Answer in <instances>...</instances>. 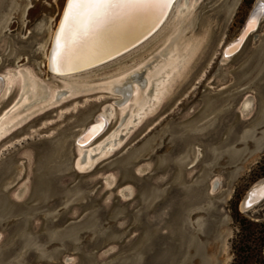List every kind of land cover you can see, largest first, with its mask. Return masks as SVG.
Returning a JSON list of instances; mask_svg holds the SVG:
<instances>
[{
    "label": "rangeland",
    "instance_id": "1",
    "mask_svg": "<svg viewBox=\"0 0 264 264\" xmlns=\"http://www.w3.org/2000/svg\"><path fill=\"white\" fill-rule=\"evenodd\" d=\"M255 1H199L185 37L199 44L183 76L88 172L74 170L75 138L115 94L65 95L0 139V264H264V201L240 209L264 178V13L222 60ZM65 3L0 0V75L26 68L59 88L47 56ZM158 36L85 80L146 56Z\"/></svg>",
    "mask_w": 264,
    "mask_h": 264
},
{
    "label": "bare ground",
    "instance_id": "2",
    "mask_svg": "<svg viewBox=\"0 0 264 264\" xmlns=\"http://www.w3.org/2000/svg\"><path fill=\"white\" fill-rule=\"evenodd\" d=\"M199 1L170 0L162 15L158 14V9L162 7L158 4L126 9L121 14L108 17L106 20L89 23L72 35L65 33L61 36L59 29L63 9L47 56V67L53 78L59 79V88H56L55 84L47 86L40 83L35 74L26 68L10 69L1 74L0 101L4 100L13 89H16V95L13 103L0 113V139L12 132L31 115L59 102L65 95H74L94 89L104 90L109 94H115L117 98L101 108L92 120L95 124L84 133L80 144L75 145L74 166L80 171L90 170L98 161L116 151L147 117L156 112L183 76L199 44L198 40L185 39L187 30L194 24L193 15ZM256 2L257 6L264 5V0H256ZM256 10L257 7L254 11ZM254 11L243 25V43L234 47L236 37L225 46L226 49L223 48L224 58L222 60L224 62L241 50L247 37L258 27L262 13L257 14V21L252 29L247 27ZM141 16L147 18L148 25L156 21L157 23L145 36L130 45L124 52L84 71L61 74L65 70L90 63L103 53L115 49L118 46L117 43L112 41L113 43L104 44L105 38L113 34L122 35L126 33V29L131 30L134 25L139 26L137 20ZM93 30L96 34L91 33ZM58 36H60L59 41ZM157 36L159 39L157 38L156 46L147 55L145 54L146 56L133 60L132 64L119 67L115 72L104 77H98L100 82L96 84L92 83L93 80H85L94 69L97 70L109 62L122 58L121 56L131 51V48L139 47L150 38ZM97 47L99 48L96 50ZM92 48L96 51H91ZM112 119H115V126L104 137L97 140ZM84 130L85 128L80 133ZM259 185H264V178L255 182L245 193L240 203L241 210L252 211L264 201L259 196L255 200L249 199V193Z\"/></svg>",
    "mask_w": 264,
    "mask_h": 264
},
{
    "label": "snow or ice",
    "instance_id": "3",
    "mask_svg": "<svg viewBox=\"0 0 264 264\" xmlns=\"http://www.w3.org/2000/svg\"><path fill=\"white\" fill-rule=\"evenodd\" d=\"M169 3L170 0H66L59 33L61 36L65 33L72 35L89 23L119 15L126 9L140 8L148 4L167 7ZM258 13H264V5H258L250 17L247 24L249 29L255 25ZM59 38L60 36L58 41ZM257 196L264 199V185L257 186L249 193L250 200H255Z\"/></svg>",
    "mask_w": 264,
    "mask_h": 264
},
{
    "label": "water",
    "instance_id": "4",
    "mask_svg": "<svg viewBox=\"0 0 264 264\" xmlns=\"http://www.w3.org/2000/svg\"><path fill=\"white\" fill-rule=\"evenodd\" d=\"M152 5V4H149V6ZM257 7V2L255 1L254 5H253V8H252V11L251 13L249 14V16L252 14V12L256 9ZM65 8V6H64ZM164 8L165 7H160L158 9V14L159 15H162L163 14V11H164ZM63 14H64V11H63ZM248 16V17H249ZM63 17V15H62ZM61 17V19H62ZM247 17V19H248ZM159 18V16H158ZM60 19V21H61ZM107 19V18H106ZM105 19V20H106ZM246 19V20H247ZM246 22V21H245ZM61 23V22H60ZM137 23L139 26H133V28H128L125 30L126 33L122 34V35H117V34H113V35H109V37H106L105 41H104V44H108L107 42L111 43L112 41H115V43H117V47L115 49H111L109 50L108 52L106 53H103L102 55H100V57H97L95 58L92 62L90 63H87L83 66H80L79 67H76V68H73V69H68V70H65L64 72H62L61 74H69V73H74V72H81V71H84L85 69H88V68H91L93 67L94 65H97L107 59H109L110 57L118 54V53H122L124 52L126 49H128V47L132 44H135L139 39H141L143 36H145L152 28L153 26L157 23V21L155 23H153L152 25H148V20L147 18H145V16H141L139 17V19L137 20ZM252 29V27L250 28ZM130 30V31H129ZM95 30L91 31L92 34H96V32H94ZM244 35V29L241 31V33L237 36L236 38V41H234V47H236L237 45H241L243 43V40L242 37ZM92 37V36H91ZM89 37V39L91 38ZM113 43V42H112ZM99 47L96 48V50L98 49ZM135 49V48H131V51ZM226 49V47H225ZM95 49L92 48L91 51H96ZM130 50L127 51V52H131ZM126 52V53H127ZM91 53V52H89ZM96 117V116H95ZM94 117V119H95ZM93 119V120H94ZM95 122L91 123L89 122L86 126H85V130L83 131V133H80L76 138H75V145H79L80 143V139L83 137L84 133L92 126L94 125ZM73 165H74V160H73ZM74 170L77 172V173H86L88 171H80L78 170L75 166H74Z\"/></svg>",
    "mask_w": 264,
    "mask_h": 264
}]
</instances>
